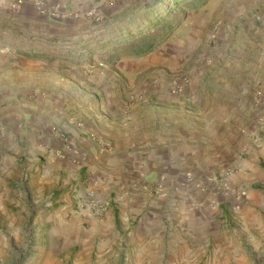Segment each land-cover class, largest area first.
Masks as SVG:
<instances>
[{"label":"rangeland","instance_id":"rangeland-1","mask_svg":"<svg viewBox=\"0 0 264 264\" xmlns=\"http://www.w3.org/2000/svg\"><path fill=\"white\" fill-rule=\"evenodd\" d=\"M129 1L121 19L102 17L94 5L77 9L68 5V14L78 12L87 19L80 29L69 30L64 37L37 31L35 39L21 33L28 42L15 50L0 43V51H5L0 52V121L6 114L19 113L26 119L23 130H29V117L43 112L52 116L61 111L68 120L77 119L113 94L128 100L131 95L156 92L158 85L165 94L171 80L182 76L189 78L190 88L179 96L168 92L169 99L194 110L196 106L205 117L225 113L222 90L229 85L234 91L235 83L243 87L247 111L258 112L257 103L264 99V0ZM38 10L44 13L43 6ZM93 11L100 14L99 21ZM218 22L221 29L214 34ZM35 42L37 47L32 46ZM248 65L255 69H239ZM214 94L219 98H210ZM197 95L198 100L193 98ZM259 122L264 124V119ZM260 130L256 143L264 142V127ZM19 143V151L0 153V157H17L20 163L19 176L5 184L9 191L0 200V264H264V212L257 216L254 212L246 220L239 217L236 206L225 214L212 213L211 231L195 241L186 230L180 231L181 238L173 236L177 231L166 235L162 260L132 253L133 246L125 239L113 246L116 255L111 245L86 246L67 239L62 229L71 228L73 218L53 203L56 182L41 181L35 167L28 170L41 151L23 150L32 146L28 140ZM227 167H219L216 174ZM178 244L188 252L185 258H169V245L173 249Z\"/></svg>","mask_w":264,"mask_h":264},{"label":"crops","instance_id":"crops-1","mask_svg":"<svg viewBox=\"0 0 264 264\" xmlns=\"http://www.w3.org/2000/svg\"><path fill=\"white\" fill-rule=\"evenodd\" d=\"M35 1L0 0V43L15 50L28 42L21 33L27 32L29 39H35L39 38L37 31L64 37L69 30L80 29L87 19L80 18L78 12L68 14V5L75 9L94 5L102 17L121 19L126 17L124 9L130 2L39 0L44 8L41 14ZM36 42L32 46L37 47ZM239 69L244 72L255 67ZM128 75L134 79L133 74ZM232 86V92L229 85L222 90L225 113L219 111L208 117L201 115L196 106L194 110L182 101L169 99L168 89L163 94L160 85L156 92L140 97L126 95L128 100L116 94L102 98L77 119L68 120L61 111L52 116L48 112L31 115L28 132L22 127L26 123L24 115L11 112L0 121V153L3 149L19 151V140H28L32 145L21 147L23 150L41 151L37 152L38 158L31 159L28 170L35 167L41 181L56 182L53 203H59L73 218V226L62 229L65 238L86 246L111 245L113 255V246L125 239L133 246L132 253L136 250L138 255L148 254L152 260L159 256L162 260L166 253L164 238L173 231H177L174 237L181 238L180 231L186 230L190 240L195 241L211 231L212 213L225 214L236 206L239 217L248 220L254 212L256 216L264 212V142H255V134L259 135L264 127L259 122V118L264 119V99L257 103V113L248 112L242 85ZM193 98L198 100L200 96ZM59 133L67 136V150ZM17 159L7 154L0 157V200L9 191L5 184L19 176ZM225 166L234 171L231 187L235 194L230 196L207 183L219 167ZM90 195L109 204L102 218L88 210L76 212L80 200ZM173 242L176 245L177 241ZM187 253L180 244L173 249L169 245L167 256L178 260Z\"/></svg>","mask_w":264,"mask_h":264},{"label":"built area","instance_id":"built-area-1","mask_svg":"<svg viewBox=\"0 0 264 264\" xmlns=\"http://www.w3.org/2000/svg\"><path fill=\"white\" fill-rule=\"evenodd\" d=\"M35 4L38 6V8L41 9L42 3L39 0L35 1ZM91 15L94 16V18L99 21L101 19V16L99 13L92 12ZM221 29V22H218L213 29L214 34H218ZM190 83V80L186 76L174 78L169 83L168 92L173 96H179L183 93L185 88ZM78 125H81V123H78ZM59 137L62 141V143L65 146V149L68 148V139L65 133H59ZM59 154H63L62 150H59ZM233 170L231 168H226L221 170L218 174H215L213 176H210L208 179V182L214 189L218 190L220 193H223L227 196L234 195L235 190L231 187V177L233 175ZM189 179H192V175L188 176ZM204 186V185H203ZM207 186V185H206ZM157 193L160 192L159 187H157L156 190ZM109 204L106 202H101L98 199H96L94 196L90 195L86 199L80 200V202L77 205L76 212H81L88 210L93 215H96L100 218H102L105 213L108 211Z\"/></svg>","mask_w":264,"mask_h":264},{"label":"trees","instance_id":"trees-1","mask_svg":"<svg viewBox=\"0 0 264 264\" xmlns=\"http://www.w3.org/2000/svg\"><path fill=\"white\" fill-rule=\"evenodd\" d=\"M180 1H181V0H180ZM180 1H179V0H174V2H178V3H179Z\"/></svg>","mask_w":264,"mask_h":264}]
</instances>
